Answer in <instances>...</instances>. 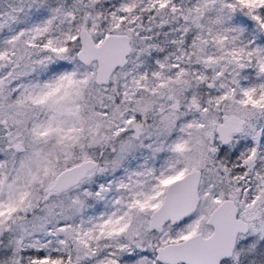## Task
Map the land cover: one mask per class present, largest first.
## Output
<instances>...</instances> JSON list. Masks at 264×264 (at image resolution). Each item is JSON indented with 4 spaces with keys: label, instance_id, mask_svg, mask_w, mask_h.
I'll return each mask as SVG.
<instances>
[{
    "label": "snow or ice",
    "instance_id": "obj_1",
    "mask_svg": "<svg viewBox=\"0 0 264 264\" xmlns=\"http://www.w3.org/2000/svg\"><path fill=\"white\" fill-rule=\"evenodd\" d=\"M0 264H264V0H0Z\"/></svg>",
    "mask_w": 264,
    "mask_h": 264
}]
</instances>
